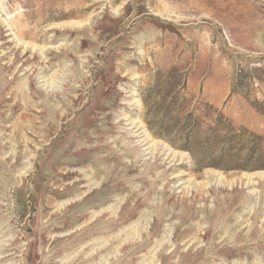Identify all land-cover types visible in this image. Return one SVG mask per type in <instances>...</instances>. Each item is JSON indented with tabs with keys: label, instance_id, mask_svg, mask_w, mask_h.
<instances>
[{
	"label": "rangeland",
	"instance_id": "rangeland-1",
	"mask_svg": "<svg viewBox=\"0 0 264 264\" xmlns=\"http://www.w3.org/2000/svg\"><path fill=\"white\" fill-rule=\"evenodd\" d=\"M0 233V264H264V0H0Z\"/></svg>",
	"mask_w": 264,
	"mask_h": 264
},
{
	"label": "bare ground",
	"instance_id": "bare-ground-1",
	"mask_svg": "<svg viewBox=\"0 0 264 264\" xmlns=\"http://www.w3.org/2000/svg\"><path fill=\"white\" fill-rule=\"evenodd\" d=\"M4 23H5V22H4ZM10 35H15V34H14V32H13V34H10ZM12 37H13V36H12ZM18 38H19V37H18ZM18 45L21 46V45H22V42L18 43V41H17V46H18ZM26 45H27V44H26ZM27 47H28V46H27ZM54 81H55V79L53 78V79H52V83H51L52 85H53ZM50 82H51V81H50ZM25 95H26V94H25ZM29 99H30V98H29ZM132 125H134V123H133ZM134 127H135L136 129H138V132H139L140 129H141L137 124H135ZM141 134H143V133L141 132L140 135H141ZM140 143H141V142H140ZM142 143H146L145 146H148V145H149L150 147L148 146V147H149L148 149H151L152 151H153V150H154V151L157 150V149H156V145H157V144H156V143H152V144H150L151 142H150L149 138L144 139V141H142ZM142 143H141V144H142ZM165 151H166V150H165ZM153 153H154V152H153ZM170 153H171V152H170ZM172 153H173V152H172ZM164 155H165V154H164ZM174 155H175V154H174ZM170 156L172 157L173 155H170ZM167 158H168V156H167ZM173 158H175V156H174ZM173 158H172V159H173ZM174 161H175V160H174ZM262 176H263V175H262ZM90 178H91V177H90ZM217 182H218V181H217ZM222 182H223V181H222ZM222 182H220V183H222ZM113 212H114V211H113ZM94 216H95V214H94ZM93 218H94V217H93ZM144 219H145V220H144V222H145V225H144V226H145V230L147 231V230L151 229V223L149 222V220H148L147 218H144ZM133 224H134V223H133ZM172 224H173V223H172ZM172 224H171V225H172ZM130 225H131V224H130ZM135 225H136V224H135ZM142 225H143V224H142ZM136 226H137V225H136ZM165 226H166V225H165ZM167 226H168V225H167ZM126 227H127V226H126ZM129 227H130V226H129ZM129 227H128V228H129ZM142 227H143V226H142ZM142 227H141V228H142ZM135 228H136V227H135ZM135 228H134V229H135ZM126 229H127V228H126ZM138 229H139V227H138ZM123 230H124V229H123ZM173 230H174L173 227H170V228H169V231H168L169 233H168V235H167L168 238H166L165 241H166L167 239H169V240H167V241L170 242V240H171V236L173 235ZM128 231H131V230H128ZM136 231H137V229L135 230V232H136ZM2 232H3V231H2ZM121 232H122V230L119 232V234H120ZM124 232H125V231H124ZM143 232H144V231H143ZM127 233H128V232H127ZM130 233H131V232H130ZM132 233H133V232H132ZM136 233H137V232H136ZM136 233H134V234H136ZM165 233H166V232H165ZM0 234H1V233H0ZM123 234H124V233H123ZM137 234H139V233H137ZM127 235H129V234H127ZM131 235H132V234H131ZM107 236H108V235H107ZM109 236H111V235H109ZM125 236H126V235H124V237H125ZM9 237H10V236H9ZM134 238H135V237H134ZM134 238H133V239H134ZM102 239H103V238H102ZM105 239H106V238H105ZM105 239H104V242H103V243L101 242V243L103 244V249H104L107 245H109V243H111V241L109 240L110 238L107 239V240H105ZM123 239H124V238H123ZM127 239H128V238H127ZM162 239H163V238H162ZM128 240H129V239H128ZM160 240H161V239H160ZM96 241H98V240H96ZM114 241H115V240H114ZM124 241H125V239H124ZM124 241H123V242H124ZM162 241H163V240H162ZM230 241H231V240H230ZM130 242H131V241H130ZM120 243H121V242H120ZM126 243H127V242H126ZM156 243H157V242H156ZM158 243H159V246H160V245H161L160 243H163V242H161V241L159 242V241H158ZM231 243H232V242H231ZM99 244H100V243L97 244V242H95L94 245H93V247L91 248V252H92L93 250L99 251V249H100ZM123 244H124V243H123ZM118 245H119V244H118ZM168 245H169V243H168ZM100 246H101V245H100ZM120 246H121V245H120ZM156 246H157V245H156ZM170 247H171V246H170ZM153 248H155V247H153ZM172 248H173V247H172ZM115 250L117 251V248H116ZM152 250H153V249H152ZM116 251H114V252H116ZM106 252H109V253H110L109 250H106ZM119 252H120V251H119ZM150 252H151V251H150ZM93 254H94V253H93ZM93 254H92V255H93ZM110 254H111V253H110ZM151 255H152V254H151ZM89 257H91V254L89 255ZM147 258H148V257H147ZM257 258H258V257H257ZM145 259H146V258H145ZM155 259H156V258H155ZM258 259H260V258H258ZM143 260H144V259H143ZM148 261H149V260H148ZM150 261H151V260H150ZM153 262H154V261H153ZM145 263H146V262H145ZM149 263H150V262H149ZM256 263H257V262H256ZM258 263H259V261H258ZM139 264H140V263H139Z\"/></svg>",
	"mask_w": 264,
	"mask_h": 264
}]
</instances>
